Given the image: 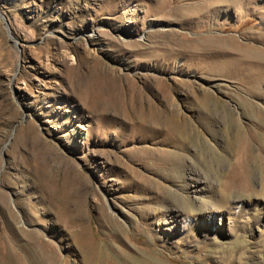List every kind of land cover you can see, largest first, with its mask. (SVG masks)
<instances>
[{
	"label": "rangeland",
	"instance_id": "374dc122",
	"mask_svg": "<svg viewBox=\"0 0 264 264\" xmlns=\"http://www.w3.org/2000/svg\"><path fill=\"white\" fill-rule=\"evenodd\" d=\"M198 1L0 0V264H264L256 233L189 250L153 229L198 210L191 177L221 190L243 132L264 148V79L229 72L264 64V0Z\"/></svg>",
	"mask_w": 264,
	"mask_h": 264
},
{
	"label": "bare ground",
	"instance_id": "6f19581e",
	"mask_svg": "<svg viewBox=\"0 0 264 264\" xmlns=\"http://www.w3.org/2000/svg\"><path fill=\"white\" fill-rule=\"evenodd\" d=\"M163 1L164 3L168 2V0ZM198 2H200V6L197 7L201 10L208 8L211 4V1L208 0H199ZM260 53V56L264 57V51H260ZM230 67L231 65L227 69ZM217 71H223V69L219 68ZM229 72L231 74L239 72L238 76L240 79L243 78L246 89L254 95L258 90L260 81L264 79V64L258 65L254 70L250 69V67H242L238 71L230 70ZM241 101L246 107V111L252 113L255 118L253 127H258L263 114L257 107V103L245 101V99ZM168 123L167 126L171 132L177 134V136L180 135V137H187L188 132L183 124L176 120H171ZM238 127L242 133L243 127L241 125ZM250 137L251 135L248 132L247 134L243 132L240 136L241 141L238 144L230 145L229 151L232 156L220 186L221 190H219V186H217L218 189L210 187V183L206 185L202 179L194 178L195 176L191 177L192 182H189L190 184H187L186 188L187 196L196 202L195 205L198 210L190 216L173 210L154 224V231L159 233L160 239L169 244L167 247H170L173 243L184 245L189 250L198 249L206 245L213 246L216 241L215 235L235 240L244 238L245 234L249 232L252 235L256 233L260 238L264 237V148L262 146L253 147L249 143L251 141ZM252 165H255L262 174L259 187L256 184L253 185L248 176L253 170ZM235 192L250 197L241 201L232 200L230 198L231 194ZM151 249L153 248L142 247L143 253L140 255L142 264L153 263L150 262L149 258L152 254ZM192 253H195V251H192ZM16 264L19 263L17 262Z\"/></svg>",
	"mask_w": 264,
	"mask_h": 264
}]
</instances>
